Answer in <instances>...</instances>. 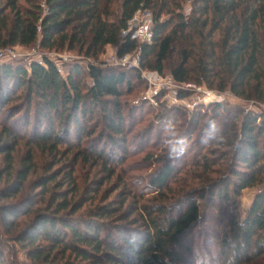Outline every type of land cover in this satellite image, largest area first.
Here are the masks:
<instances>
[{
    "label": "trees",
    "instance_id": "obj_1",
    "mask_svg": "<svg viewBox=\"0 0 264 264\" xmlns=\"http://www.w3.org/2000/svg\"><path fill=\"white\" fill-rule=\"evenodd\" d=\"M143 11L152 16L153 39L141 46L140 69L131 73L90 63L87 68L64 63L65 73H60L46 56L44 65L0 64L6 83L0 91V245L10 248L9 241L19 248L26 259L22 264H189L183 251L199 264L264 261V114L224 109L218 103L207 108L211 115L189 113V118L181 108L164 107L175 122L184 119L194 129L177 153L162 156L158 170L139 184L125 179L123 160L110 163L113 156L105 158L101 148L103 140L119 148L118 139L125 154H134L127 144L138 117L124 97L136 81L146 83L142 72L170 75L180 87L206 86L264 105V0H0V50L37 45L42 53L68 50L98 61L113 46L123 58L140 46L131 34L122 36ZM190 95L180 90L177 99ZM24 96L25 135L32 125L34 100L39 129L33 134L35 146L16 168L15 153L27 136L3 116L11 102ZM90 122L95 123L92 130L83 127ZM211 123L213 137L199 139L193 150L190 141L196 142ZM72 126L78 147L95 130L103 131L96 142L100 148L94 142L90 154L102 162L105 180L81 187L77 166L88 163L89 157L80 148L73 157L61 152L63 146L69 151L75 147ZM213 145L228 152L211 151ZM36 151L54 159L32 180ZM59 156L67 161L57 160ZM152 161L154 156L147 155L142 164ZM60 164L65 165L61 170ZM119 178L115 190L104 197L105 185ZM121 186L130 189L129 196L120 193L111 199ZM255 188L260 191L241 220L242 194ZM150 194L152 202L146 199ZM225 213L228 228L215 241L205 230L198 232L207 220L218 221ZM192 239L193 248L185 244ZM5 252L0 264H5Z\"/></svg>",
    "mask_w": 264,
    "mask_h": 264
},
{
    "label": "rangeland",
    "instance_id": "obj_2",
    "mask_svg": "<svg viewBox=\"0 0 264 264\" xmlns=\"http://www.w3.org/2000/svg\"><path fill=\"white\" fill-rule=\"evenodd\" d=\"M191 4L188 2L184 5V12L188 14L190 12ZM152 18L151 14L149 12L143 11V13L140 15L139 20L145 21ZM124 38V36H122ZM14 52L20 56V59H11V58H5L4 60H1L0 64H12L13 66H17L20 64H26L29 65L31 62L40 61L42 59L43 54L38 46H31V47H22L17 46L14 48ZM117 53V48L113 46H109L105 49L104 53L101 54L98 58V61L86 59L83 56H79L77 53L69 52L68 50H64L63 52H49L47 53L48 56H51L56 64L66 63L68 65H79L83 68H87L88 64H95V65H101L102 67H112L116 69H123L129 73H131V69L127 67H123L122 64H117L115 60H113V56ZM133 55H129V57H132ZM66 60V61H65ZM131 70V71H129ZM63 73L64 69H63ZM170 75L163 76V80H161V83L165 86H174L170 91L164 90L161 91L160 94L155 95L152 97L148 91H150L151 84H156L154 80H152V83L150 84L148 81L146 83H139L136 81L135 88L128 92L124 97V101L129 102L130 106H133L136 108V120L134 119L133 122L137 123L135 125L136 129L133 133H131L129 139V143L127 144L128 151H133V155L129 156L128 154H125V147H122L121 143H119L118 139H116V142L119 144V148L113 147L107 140L101 141L102 145L101 148L106 150V157L113 156L110 158V163H116L117 159L119 161L123 160V163L120 164V168H124V170H127V172H124L125 179L129 183H141L144 178L149 177L153 175L159 168V164L157 161H161L160 158L162 156L166 155L168 145L167 140L170 139L168 136V132L171 130H175L179 133V135L184 139V141H187V138L189 136L187 135V132H192L194 129V126L191 122L184 121V119H180L179 121L175 122L173 114H170L168 112H164V107L166 109H171L174 107L181 108L182 110H185L187 113V116L191 118L189 113H197L202 112L208 115L212 114V111H208V107L214 105V104H223L224 109H233L238 108L241 110H244L245 112L252 113L255 115H262L264 114V105L255 103V102H248L245 100H242L240 98H237L230 94L229 92H219L218 90H212L207 88L206 86H196L194 84H183L181 87L178 85L176 86L173 82L171 83L169 79ZM87 82L91 85V80L88 78ZM156 88H159V83L156 84ZM6 88L5 79L0 76V91L2 89ZM10 90L13 89V85H11ZM125 90V89H124ZM180 90L188 91L191 93L188 99L185 100H178L177 95L179 94ZM20 95V93H19ZM18 95V96H19ZM18 98V97H17ZM159 99V100H158ZM176 99L178 100L176 102ZM147 102L146 107H143ZM151 105V107H149ZM22 109V112L17 110ZM205 109V110H202ZM39 107H38V101L34 100L31 110H30V121H31V127L28 129V134L25 135V128L24 123L26 119V114L28 113L27 108V101L26 96L22 97L21 99H16L15 101L11 102L10 105L5 108V114L3 116V120L8 122V125L10 127H15L18 129V132H20L21 135L27 136L22 139L21 145L18 147L16 153H15V161H16V168L20 167V164L22 163V160L25 159V156L28 152L31 151V148L35 146V141L33 140V134L38 130L37 125V118H39L38 113ZM144 110V111H143ZM149 112V113H148ZM144 113V114H143ZM13 114V115H12ZM101 113L99 110L96 111V115L99 116ZM144 115V116H143ZM9 116V117H8ZM143 118L141 119V117ZM6 117V118H5ZM8 117V118H7ZM11 118V119H9ZM66 118V116H64ZM58 119V117H55V120ZM220 121L223 120L222 118L219 119ZM184 121V123H183ZM55 122H59L58 120ZM63 123L60 124L61 130L64 129L65 121L62 120ZM47 121L44 119L43 125L46 126ZM94 122L85 123L83 127H88L92 130V128L95 126ZM210 128H204L200 129L202 130V134L197 135L196 142H194V139L190 141L189 146L192 147L193 150H196V145L199 143V139L202 141L207 140V135H210V138L213 137V126L212 123L210 124ZM72 126V134L71 138L72 141L75 144V147L73 149H70V151L63 146L61 148V152H64L67 156L68 154L70 157H73L79 148L81 151H84V153L89 157V162L84 164H79L77 166V178L78 182H80L81 187L83 186H90L92 181L96 180L98 182L103 181L107 178V173L104 172V170L101 167L102 162L95 160V158L91 159V148L94 146V142L98 143L100 141V136L103 131L95 130V135L89 140L85 141L84 146H77L76 144V129ZM90 130V131H91ZM218 130V129H217ZM199 134V132H198ZM90 142L89 145L86 143ZM96 143V146L100 148V145ZM93 145V146H92ZM212 150H218L220 151L219 146H211ZM34 151V150H33ZM135 151V152H134ZM226 151L221 149L220 152ZM214 152V151H213ZM228 152V150L226 151ZM36 173L31 178L34 180L37 177H41L42 174H44L45 167L50 165L52 160L54 159L53 156H50L48 153H44L42 151H36ZM193 153L196 154L195 151ZM185 154V153H184ZM147 155H153L154 161L148 162L146 164H142L145 160V157ZM183 156L184 155H180ZM90 159L92 161H90ZM57 160L64 161L63 156H59ZM109 162V161H108ZM178 163V161H176ZM61 166V164L59 165ZM65 165H62L60 167V170L64 168ZM171 166H174L173 164ZM180 166V165H175ZM174 166V167H175ZM4 168L2 162L0 161V171ZM59 168V167H56ZM55 168V169H56ZM212 177V175H211ZM142 179V180H141ZM120 178L113 179L112 181H109L108 184L105 185V187L102 190V194L104 197L109 196L116 188L118 182H120ZM3 187V184H0V188ZM141 188V187H140ZM173 188H177L176 185H173ZM180 188V186L178 187ZM130 189H124L123 186H121L120 189L117 190V192L111 197V199L115 198L118 194L124 193L126 196H129ZM260 188H255L251 190L244 191L241 197V208L239 211V218L243 220L246 216L247 210L250 208V206L253 203V200L257 193H259ZM154 194H150L146 197V199L150 200L153 198ZM21 197V196H20ZM131 198V197H130ZM17 200V199H16ZM151 201V200H150ZM152 202V201H151ZM220 207V206H219ZM218 207V209H219ZM227 216H229L228 213H225L224 215H219L218 221L215 222L212 220H207V223L199 227L198 232L200 230L206 231L208 236L212 241H215V239L219 238L221 234L226 232L228 228L227 223ZM215 225V227H211L210 225ZM218 231V235L216 236V232ZM212 232V234H211ZM1 235V234H0ZM217 237V238H216ZM192 240H188L185 244H188V246L192 247L194 244H192ZM7 246L10 248H5L6 246L3 245V247L0 245V254L4 250L6 252L4 253V263L5 264H22L26 263V259L24 256V253L22 251H18L19 248H13L12 242H6ZM193 245V246H192ZM187 247V246H186ZM189 248V247H188ZM12 249L15 250V252H12ZM184 252V253H183ZM184 255V263L189 264H199V262H196V259L192 255H187V251H183ZM264 264V261L262 262Z\"/></svg>",
    "mask_w": 264,
    "mask_h": 264
},
{
    "label": "built area",
    "instance_id": "obj_3",
    "mask_svg": "<svg viewBox=\"0 0 264 264\" xmlns=\"http://www.w3.org/2000/svg\"><path fill=\"white\" fill-rule=\"evenodd\" d=\"M143 12H139L136 14V16L134 17V19L130 22L129 24V29L128 31H125L123 33V36H127L129 34L132 35V39H135L139 42L140 46L139 48L131 55H133L132 57H129V55L124 56L123 58H119V56L117 55V53L113 56V60H115V62L117 64H122L123 67H127L131 70L133 69H140V59H141V53H142V48L141 46L144 44H151L152 43V39H153V32H152V28H153V23H152V18L150 17V19L145 20V21H140V15ZM47 57L50 61L54 62L53 58L51 56H48L47 53L43 54L42 59L40 61H36L41 65H44V57ZM5 58H11V59H20L21 57L18 56L17 53L14 52V48H8L5 50H0V62L1 60H4ZM66 61V60H65ZM56 64V63H55ZM62 64H56L57 69L60 73H63V67ZM142 77L144 80L148 81L150 84L152 83V80L155 81L156 84L159 83V88H156V84H151L150 86V91H148L150 93V95L152 97H154L157 94H160L161 91L167 90L170 91L174 86H165L164 84L161 83V80H163V76H161L159 73L157 72H142ZM171 83L173 82L176 86L177 84L174 82L173 78L170 76L169 77ZM180 87V86H179ZM178 100L176 99V102Z\"/></svg>",
    "mask_w": 264,
    "mask_h": 264
},
{
    "label": "clouds",
    "instance_id": "obj_4",
    "mask_svg": "<svg viewBox=\"0 0 264 264\" xmlns=\"http://www.w3.org/2000/svg\"><path fill=\"white\" fill-rule=\"evenodd\" d=\"M168 136L170 137V139L167 140L169 156H173L177 153L178 145L184 143V139L175 130L169 131Z\"/></svg>",
    "mask_w": 264,
    "mask_h": 264
}]
</instances>
